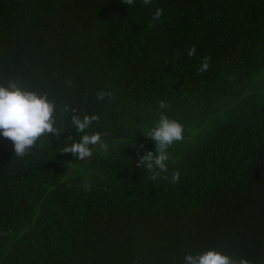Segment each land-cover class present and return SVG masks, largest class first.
Listing matches in <instances>:
<instances>
[{
    "label": "trees",
    "instance_id": "16d2710c",
    "mask_svg": "<svg viewBox=\"0 0 264 264\" xmlns=\"http://www.w3.org/2000/svg\"><path fill=\"white\" fill-rule=\"evenodd\" d=\"M11 81L47 94L63 133L24 157L0 135V264H185L209 250L264 264V0H0ZM71 109L99 120L78 133ZM161 113L184 133L153 181L137 161L158 155L146 135ZM97 132L90 157L63 153Z\"/></svg>",
    "mask_w": 264,
    "mask_h": 264
},
{
    "label": "clouds",
    "instance_id": "9594fccd",
    "mask_svg": "<svg viewBox=\"0 0 264 264\" xmlns=\"http://www.w3.org/2000/svg\"><path fill=\"white\" fill-rule=\"evenodd\" d=\"M128 6L134 0H122ZM144 5H149L151 0H143ZM163 14V9H157L153 14V21H157ZM196 48L193 46L188 50L189 56H194ZM207 58H204L199 69L204 72L208 69ZM70 83V82H69ZM105 95L112 97L111 92L99 91L97 100H103ZM55 102L49 100L47 94H38L34 91L25 90L14 81L7 86L0 85V135L10 139L14 144L15 156L24 157L35 147L37 141L50 134L57 139L63 133L56 127ZM161 109L169 107L166 102L161 101ZM68 111L67 106L63 110ZM73 115L71 123L78 133H83L93 121H98L97 115H84L83 119L77 115V109H71ZM184 128L178 121L169 119L164 113L160 114L159 121L148 133L147 137L156 143V152L147 151L140 156L137 167L145 168L150 173V178L155 181L161 173H167V161L169 160L168 148L175 142L183 140ZM90 145H101L102 134L97 132L92 135L85 134L80 142L73 143L70 147H65L63 153H72L76 158L83 161L92 155ZM143 145H141V148ZM167 178V177H165ZM180 172L172 173L171 181L178 182ZM185 264H250L247 259L239 260L222 254L216 250H209L202 254H188L185 256Z\"/></svg>",
    "mask_w": 264,
    "mask_h": 264
}]
</instances>
